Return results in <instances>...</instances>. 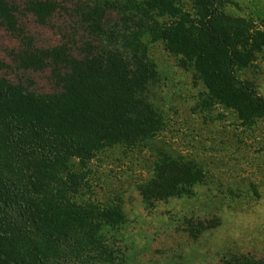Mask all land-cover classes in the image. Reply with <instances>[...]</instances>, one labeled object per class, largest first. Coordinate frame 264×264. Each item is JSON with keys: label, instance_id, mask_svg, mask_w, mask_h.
Segmentation results:
<instances>
[{"label": "trees", "instance_id": "16d2710c", "mask_svg": "<svg viewBox=\"0 0 264 264\" xmlns=\"http://www.w3.org/2000/svg\"><path fill=\"white\" fill-rule=\"evenodd\" d=\"M237 8L234 0H0V27L20 41L13 65L0 54V264H122L116 235L127 215L119 197L98 194L97 163L167 131L151 45L201 83L200 114L232 111L247 127L264 120L250 77L264 57V13ZM26 17L57 29L59 44L38 46ZM40 73L50 90L36 88ZM151 174L138 186L148 206L189 195L205 178L180 154L161 156Z\"/></svg>", "mask_w": 264, "mask_h": 264}, {"label": "rangeland", "instance_id": "374dc122", "mask_svg": "<svg viewBox=\"0 0 264 264\" xmlns=\"http://www.w3.org/2000/svg\"><path fill=\"white\" fill-rule=\"evenodd\" d=\"M234 1L239 15L264 13V0ZM22 20L38 46L59 44L57 29L32 17ZM19 48L20 41L0 27V54L9 65ZM150 54L159 72L153 98L169 121L167 131L161 139L115 150L97 163L104 184L98 194L119 197L127 215L116 235L122 264H219L232 256L264 260V120L247 127L232 111L216 108L200 114L201 83L163 46L151 45ZM250 77L264 97V57ZM34 78L39 90L53 87L49 74ZM164 154L197 163L204 182L189 195L148 206L138 186L152 176Z\"/></svg>", "mask_w": 264, "mask_h": 264}]
</instances>
